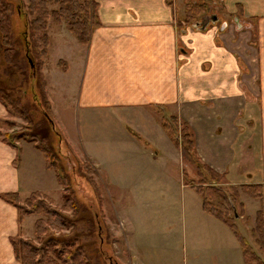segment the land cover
Returning a JSON list of instances; mask_svg holds the SVG:
<instances>
[{
    "label": "crops",
    "instance_id": "1",
    "mask_svg": "<svg viewBox=\"0 0 264 264\" xmlns=\"http://www.w3.org/2000/svg\"><path fill=\"white\" fill-rule=\"evenodd\" d=\"M94 2L98 26L90 45H80L60 25L54 36L61 52L67 40L74 50L58 61L59 70H49L46 58L43 74L50 114V99L64 98V104L69 95L85 122L88 142L78 135L64 137L65 144L72 151L81 147L96 180L112 193L114 233L128 255L122 264H244L232 231L208 215L201 195L185 184L189 164L162 121L176 116L189 124L201 164L224 175V185L264 188V0H223L230 14L242 6L243 17L254 23L225 22L205 31L178 29L171 0ZM176 9L179 14L180 2ZM11 117L0 103V120ZM103 121L113 123L95 130L94 122ZM3 137L0 195L18 193L25 200L39 192L54 201L50 187L63 190L42 152L27 141L14 148ZM39 174L46 183H31ZM172 184L173 194L166 187ZM130 194L133 210L119 203ZM241 203L246 214L236 221L248 236L241 234L264 261L255 234L264 193L262 200L246 195ZM37 219H20L0 197V264H21L12 240L32 238Z\"/></svg>",
    "mask_w": 264,
    "mask_h": 264
},
{
    "label": "trees",
    "instance_id": "2",
    "mask_svg": "<svg viewBox=\"0 0 264 264\" xmlns=\"http://www.w3.org/2000/svg\"><path fill=\"white\" fill-rule=\"evenodd\" d=\"M19 1L21 0H0V103L10 115L23 119L25 125L18 132L7 134L3 138L14 148H17V143L20 141L35 144L44 155L46 167L54 171L63 190L65 203L63 210L59 211L52 208L50 204L52 202L54 205L52 199L39 192L31 194L25 200L18 193L0 195L4 201L18 209L20 219L27 216L39 217L34 225V234L40 246L21 237L13 239L12 244L21 264H92L91 256L82 239L92 235L91 227L97 225V215L94 217L92 211L77 199L73 179H77L79 168L82 166L89 172L95 170L87 161L85 164H79L72 171L67 170L61 149L64 139L56 130L50 116L51 103L47 95V82L41 69L45 65L44 60L49 56L51 45L48 35L49 21L64 24L80 45L89 46L93 31L98 26L97 6L94 0H27V11L32 19L26 20L22 31L13 22L15 15L22 18L24 16ZM215 3H218V0L188 2L183 19L177 24V28L182 30L184 26H200L202 17ZM50 6L55 8L51 9ZM238 8L242 13V6ZM33 83L36 92L32 89ZM35 115L38 116V120ZM6 124L8 125L9 122ZM162 126L170 139L180 148L185 162L191 166L197 164V174L201 173L199 171L201 169L209 173L212 183H209L206 178L200 181V184H204L207 188L195 186L186 172L183 176L185 184L195 189L203 198L204 211L222 221L232 231L242 249L244 264H264L239 231L236 221L240 217L236 203L241 194L262 200L264 188L259 185L232 186L229 189L230 194L215 188L214 184H223L225 176L201 164L197 156L194 134L189 124L180 123L179 119L173 116L164 119ZM179 127L182 128V142H179L175 134ZM81 177L83 178L82 175ZM91 182H94L93 178ZM92 187L95 189L98 200L101 201V189L95 184H92ZM240 207L244 211V205L240 204ZM44 217H48L47 221L43 220ZM51 219H54L62 230L70 231L69 234L59 236L51 234L50 226H48L52 225ZM80 223L86 225L85 230L78 229ZM257 233L258 241L264 247L262 207L256 217L255 234Z\"/></svg>",
    "mask_w": 264,
    "mask_h": 264
},
{
    "label": "rangeland",
    "instance_id": "3",
    "mask_svg": "<svg viewBox=\"0 0 264 264\" xmlns=\"http://www.w3.org/2000/svg\"><path fill=\"white\" fill-rule=\"evenodd\" d=\"M171 1L173 3L174 13L176 11V16H177L176 17V24H179V22L183 19V16H184V14L181 15V12L184 13L186 4L188 2H191V1L190 0H171ZM19 2L21 4V9L23 11L24 16L22 18L19 15L18 16L15 15L13 17V22H14V25L17 26L18 29L23 31L24 23L26 22V20L30 21L32 18L28 14V11H27L28 1L27 0H21ZM178 2H180V11H181L179 14H178V9H176L178 7ZM214 7H217L216 11H218V9H221L217 13V14H219L221 20L228 21L231 25L235 24L234 18L236 16L239 17L241 22L247 21L250 23V21H253V23H254V20H246L243 17V12L241 13L239 8L237 9L238 13L236 15L230 14L226 10L225 4L222 2V0H220V1L218 0V3ZM50 8L54 9L55 7L50 6ZM49 24H50V31H48V35L51 39V45H50V49H49V57L47 58V64H48L47 68L49 70L51 69L53 71V70H59L57 67L58 61L61 58H66V53L69 54L74 49H73V45H71L70 42H68V40H67L66 43L68 45L64 43V45H62V52H61V46L58 44L57 41H55L56 39H55L54 33H57L58 29L60 28V25H64V24H58V23L54 22L53 20H50ZM243 25L245 26V24H243ZM247 27L251 28L250 31L251 30L253 31L252 34H257L256 29H254L253 27H250V25ZM71 38H72V40H74V42H76L77 46H79L76 39L73 36ZM254 42H256V41H254ZM254 42H252V44ZM66 59H69V58H66ZM44 62H46V61L44 60ZM65 65L67 67V63H65ZM41 70L43 72L44 67ZM56 78H57V76L54 79L48 78V80L52 81V80H55ZM32 89L34 90V92H36V88L34 87V83L32 84ZM53 97H54V95H53ZM50 100L53 103L52 106L54 105V108L52 111L53 113H52V115L50 114V116L55 123L56 130L63 136V139H64V137L66 139H69V137H74L77 140L78 135H79L81 137V141H83V145H85V143L88 142V139L85 138V136L87 135L86 134V128H85V122L82 119H79L78 114L76 113V106L74 105L73 101L69 100V95L65 98L64 104H63L64 98H62L61 102H58L57 100H54L53 98H51ZM35 117H36V120H38V116L35 115ZM11 118L12 119H9V120H10V122H12L14 124L9 122V124L7 125L6 122H3L0 120V132H1L2 136H5L7 134H13V132H18L25 125L23 119L16 117V116H13V115ZM105 122L106 121L94 122V124L96 123L94 126L95 130L103 127ZM106 123L111 124L113 122H106ZM181 131H182V128L179 127L178 132H175L176 137L179 139V142L180 141L182 142V136L183 135H182ZM186 134H188V133H186ZM89 141L91 142V140H89ZM65 143H66V141L64 139V145L61 149L63 151L62 155L64 158V164L66 165L67 170L72 171L73 168H76L79 164H85L86 161H84V160H86V159H84L83 153L79 150V149H81V147L76 144L77 148L74 149L73 150L74 152H73L70 145L65 144ZM192 165L193 166L188 165L189 167H188V169L185 170V172L189 175L190 180L193 181V184L195 186L200 185V186L206 187L204 184H200V181L202 178H206V180L209 183H212L210 176H209V173L207 171H204L201 169V170H199L201 173L197 174V172H198V170H196L197 164H192ZM79 170L80 171L77 174L78 175L77 179H73L74 180L73 188L75 190L76 197H77V199H79V201L81 203L85 204V206L92 211V214L94 217L97 215V220H96L97 225L95 224V226L91 227L92 228L91 231H93L92 235L86 236L82 239L84 246H87V248L85 247L86 250L89 252V254L91 256V263L92 264H122L123 259L128 261V255L126 253V250H123L120 246H118V240L116 238V234L114 233V229L116 228V224H117V219H116L115 213H114L115 210L112 209V207H111V205L113 204V202L111 201L112 200V198H111L112 193H111V191H109V189L104 188V186L98 180H96L95 171L89 172L83 166L81 168H79ZM40 175L41 174L37 175L34 178L35 180H33L31 183H33L35 185L45 184L46 183L45 179L39 178ZM81 175L83 176V178L81 177ZM85 178H87V179H85ZM91 178H93V181H94L93 183L91 182ZM47 183H48V181H47ZM92 184H95L96 186H98L101 189V193H102L101 194L102 195L101 201L98 200V198L95 194V189H94V187H92ZM214 185L216 186L215 188H220L221 190H223L227 194L231 193V191L229 190L230 186H226L224 184H221V185L214 184ZM174 186H175V184H172L171 186H169V185L166 186L169 188V190L171 191L172 194H173ZM56 189L57 188L54 186L50 187L51 195L55 199L54 205L52 202H50L49 200L48 201L50 202L52 208H56L59 211H62L63 210V204L65 203L64 199H63V191H61V193L57 194ZM104 191H105V199H103ZM115 196L116 197H122V196H118V195H115ZM131 196H133V195L130 194V197ZM245 197H246V195L241 194V197L239 198L238 202L236 203L237 213L240 216L246 214L245 206H244V211H242V208L240 207V204H242L241 202L245 201ZM114 203L116 204L117 202H114ZM119 203H120V205L128 206V209L133 210L134 204L132 201V197H131L130 201L129 200H122V201H119ZM37 218H39V217H37ZM47 219H48V217H44L43 220L47 221ZM51 222H52L51 223L52 225H48V226H50L49 231L51 234L56 235V236L69 234L70 231L62 230L54 222V219H51ZM237 226H238V229L240 232H242L245 236H248V234L245 232L243 225H242V222L240 220H238ZM78 229L85 230L86 225L83 223H80L78 225ZM256 236L259 239L258 233L256 234ZM248 239L251 241L250 237H248ZM23 240H28L30 242L32 241V243H35L37 246H40V243L35 238V234H33L32 238L23 239ZM211 248H214V246L208 247L207 250H210ZM60 250H61V248H60ZM214 250H215V248H214ZM126 264H128V262Z\"/></svg>",
    "mask_w": 264,
    "mask_h": 264
},
{
    "label": "flooded vegetation",
    "instance_id": "4",
    "mask_svg": "<svg viewBox=\"0 0 264 264\" xmlns=\"http://www.w3.org/2000/svg\"><path fill=\"white\" fill-rule=\"evenodd\" d=\"M191 2H193V3H198V2H202L203 0H190ZM222 2H223V0H222ZM224 3V2H223ZM216 4L217 3H215V4H213L211 7H210V9H209V11L202 17V22H203V20H204V22H206V21H208V26H207V28L209 27V26H212V25H217V24H219L220 26H223L224 25V23L226 22V23H228V21H225V20H221V18H220V16H219V14H217L218 12H219V10H221V9H218V11H216L217 10V7H214V6H216ZM184 13H185V10H184ZM216 13V14H215ZM234 21H236L237 23H239L240 22V19H239V17L238 16H236L235 18H234ZM202 22H200V24L202 23ZM241 23V22H240ZM199 24V25H200ZM229 26V25H228ZM228 26H227V28H228ZM185 28L186 27H190V28H192V29H194V28H196L197 30H201V27H202V24L200 25V26H184ZM206 28V29H207ZM184 29V28H183ZM205 29V30H206ZM205 30H203V31H205ZM202 31V30H201Z\"/></svg>",
    "mask_w": 264,
    "mask_h": 264
},
{
    "label": "water",
    "instance_id": "5",
    "mask_svg": "<svg viewBox=\"0 0 264 264\" xmlns=\"http://www.w3.org/2000/svg\"><path fill=\"white\" fill-rule=\"evenodd\" d=\"M201 24H202L201 30L203 31V30H205V29L207 28V26H208V21L204 22V20H203V22H202ZM201 24H200V25H201ZM31 66H32V68L35 67L34 64H33L32 62H31Z\"/></svg>",
    "mask_w": 264,
    "mask_h": 264
}]
</instances>
